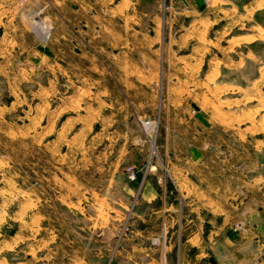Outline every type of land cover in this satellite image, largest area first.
<instances>
[{"label":"rangeland","instance_id":"1","mask_svg":"<svg viewBox=\"0 0 264 264\" xmlns=\"http://www.w3.org/2000/svg\"><path fill=\"white\" fill-rule=\"evenodd\" d=\"M178 1L0 0V207L15 212L10 231L23 230L26 193L33 224L43 218L30 245L0 258L74 264L71 246L89 240L78 227L104 215L116 217L115 251L141 202V185L131 199L114 182L132 167L142 183L176 185L173 240L182 239L183 215L200 213L202 264H264V81L247 88L260 63L244 55H261L264 41L241 46L237 62L218 40L201 56L209 83L183 77L168 54V32L186 24L166 22L185 17ZM221 60L245 88L213 83Z\"/></svg>","mask_w":264,"mask_h":264},{"label":"crops","instance_id":"2","mask_svg":"<svg viewBox=\"0 0 264 264\" xmlns=\"http://www.w3.org/2000/svg\"><path fill=\"white\" fill-rule=\"evenodd\" d=\"M164 1L172 6L174 0ZM178 2L180 6H183L185 17L170 16L166 19V22L171 25L178 23L182 19L184 22L186 21V24L180 31L168 32V54L170 53L171 57L179 59V68L183 77H185V74H188L189 77L194 74V80L197 78L198 81H201V84L209 83L210 72L203 69L204 59L207 56L206 54H208L207 49L216 44L218 40L219 42L222 40L228 42V45L222 46L232 48L238 55L239 59L237 62H240L241 59V52L238 51L241 46L264 41V19L262 21L258 20L259 14L264 13V0H179ZM159 22H161V19ZM212 28H214L216 38H212L209 35ZM245 37L248 38L246 39ZM210 42H212V45H210ZM227 52L230 51L227 49ZM244 55L248 59H257L260 63L256 78L250 81V86L247 87L250 89L256 81H264V48L261 55L255 50H251ZM258 55H260L259 58ZM201 56L205 57L202 58ZM225 64L227 63L223 60L220 61L213 83L220 87L245 88L239 78L227 75L229 70H235V67L225 68ZM202 71H205L204 78H201ZM176 78H178L176 80H179V86L181 84L185 85V87L193 85V79L184 78L183 80L182 76H176ZM194 84L196 85V83ZM113 180H115V177L111 176L108 180L109 184H112ZM140 180L141 178L138 177L131 181L124 176L114 181L126 191V195L131 199H133L135 194L134 185H141L138 187L141 189V202L137 205L136 213L134 212L133 219L127 226L125 236L116 250L114 251L113 249L117 233L115 226L116 217H113L114 219L111 221L109 218L105 220V215L99 218L95 216V218L92 217L93 219L89 218L86 224L78 227L87 237L89 236V240L84 243L80 250L71 246L72 248L68 255L72 263L202 264V262L206 261V242L200 213H196L195 220L188 219L190 215L187 217L185 213L186 215H183L184 218L182 220V231L180 230L182 239L180 241L173 240L178 218L176 215L178 206L170 200L178 195L176 185L170 181L171 179L162 180L156 178L154 183L149 182V180L142 183ZM56 184L58 185V183ZM60 188L63 189V186L60 187L59 185V190ZM59 190L57 188V192ZM27 197L28 194L26 193L24 195V209L18 219V226L23 229L22 231L18 229L10 231L9 227L12 221L15 220V212L10 211L8 207L4 209L0 207V252L5 248L15 249L21 244H24L25 247L27 244L30 245L33 242V225L40 224L39 228H43L41 215L40 220L33 224L31 218L33 211L31 208L28 210L26 207ZM58 197L63 200V193L59 192V195L56 194L57 199ZM121 206L125 209L128 208L127 203H123ZM98 207L100 208V204ZM121 211L119 212L121 213ZM97 215L100 216V213H97ZM72 233L69 237L70 242L75 241ZM61 235L62 233L56 229L55 242L57 248ZM155 238L164 239L156 243ZM34 240L38 242L37 238ZM42 246L44 245L41 243L40 247ZM45 248L47 249V247ZM60 256L62 259L63 252L60 253ZM24 259L23 262H18V264H29L26 262V257ZM7 263L11 264L0 258V264Z\"/></svg>","mask_w":264,"mask_h":264},{"label":"built area","instance_id":"3","mask_svg":"<svg viewBox=\"0 0 264 264\" xmlns=\"http://www.w3.org/2000/svg\"><path fill=\"white\" fill-rule=\"evenodd\" d=\"M128 178L129 180L131 181H134L136 178H137V175H136V172L133 170L132 167H129L128 168ZM164 228H165V225H164ZM119 236V235H118ZM117 236V238H118ZM165 238V237H164ZM164 238H155V242L157 243V241L161 240V239H164Z\"/></svg>","mask_w":264,"mask_h":264},{"label":"bare ground","instance_id":"4","mask_svg":"<svg viewBox=\"0 0 264 264\" xmlns=\"http://www.w3.org/2000/svg\"><path fill=\"white\" fill-rule=\"evenodd\" d=\"M260 1V0H259ZM263 1V0H262ZM261 4H262V2H261ZM260 29V28H259ZM246 39L248 38V37H245ZM236 41V40H235Z\"/></svg>","mask_w":264,"mask_h":264}]
</instances>
